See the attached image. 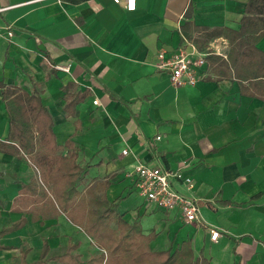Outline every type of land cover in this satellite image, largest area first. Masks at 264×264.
Here are the masks:
<instances>
[{
  "label": "crops",
  "instance_id": "1",
  "mask_svg": "<svg viewBox=\"0 0 264 264\" xmlns=\"http://www.w3.org/2000/svg\"><path fill=\"white\" fill-rule=\"evenodd\" d=\"M248 2L137 0L130 12L125 0H0V85L42 93L58 144L72 141L78 149L81 190L110 181L108 200L119 202L124 220L139 222L145 236L157 234L152 251L191 240L195 256L209 264H264V100L242 94L237 81H218L209 58L227 59L226 38L196 43L203 37L197 27L239 30ZM188 23L194 26L185 35ZM211 47L225 56L208 55ZM182 48L206 56V77L195 87L176 88L158 70L162 50L169 57ZM258 48L264 52V39ZM57 65H69L70 72ZM9 135L0 87V142ZM140 163L194 180L192 190L178 180L173 187L197 200L198 228L138 195L131 174ZM36 175L29 160L0 151V233L27 220L0 237V264H22L24 246L30 249L26 263L37 262L44 237L55 256L70 241L82 243L84 260L96 254L94 240L64 214L43 224L33 220L38 203L22 194V185ZM155 213L163 226L145 224ZM178 222L173 240L160 238ZM208 228L221 233L218 241Z\"/></svg>",
  "mask_w": 264,
  "mask_h": 264
},
{
  "label": "trees",
  "instance_id": "2",
  "mask_svg": "<svg viewBox=\"0 0 264 264\" xmlns=\"http://www.w3.org/2000/svg\"><path fill=\"white\" fill-rule=\"evenodd\" d=\"M186 15L191 16V10ZM193 26L186 24L184 34L188 35ZM196 29L203 32L196 42L199 47L220 37L230 42L226 60L209 58L218 81H237L242 94L264 100V52L258 48L264 39V0H249L239 30ZM0 87L10 126L9 139L0 142V151L29 160L36 169V178L22 185V194L34 197L38 203L32 211L33 220L43 224L64 214L70 222L82 227L100 249L84 260L79 253L82 243L70 241L63 254L50 257L52 249L44 237L41 257L33 264H209L195 256L191 240L177 249L169 246L163 251H152L149 243L157 234L145 236L139 222L130 225L124 220L119 202L108 200L110 181H95L81 190L85 170L78 163V149L72 141L64 146L58 144L54 120L43 104L42 93L29 94L3 84ZM13 210L20 212L15 207ZM26 222L22 218L4 228L0 237L23 228ZM29 250L22 248V264H27Z\"/></svg>",
  "mask_w": 264,
  "mask_h": 264
},
{
  "label": "built area",
  "instance_id": "3",
  "mask_svg": "<svg viewBox=\"0 0 264 264\" xmlns=\"http://www.w3.org/2000/svg\"><path fill=\"white\" fill-rule=\"evenodd\" d=\"M120 4L121 0H112ZM137 0H125L126 10L132 12L136 10ZM209 54L225 56L219 49L211 47ZM206 56L197 51L188 53L185 49L167 57V52L162 50L158 54V70L166 72L170 76L171 84L176 88L195 87L200 81L205 79L202 69L206 65ZM57 71L69 73L70 66L57 65ZM98 105V101L95 102ZM161 138L158 137V140ZM128 155V151L124 152ZM134 188L139 196L147 203L158 210L166 213L178 212L182 222L191 228H198L202 221L200 218V208L197 200L183 195L173 187V180L182 182L188 190L194 187V180L181 171H172L164 167H150L140 163L134 174ZM211 240L216 242L221 237V233L213 228H208Z\"/></svg>",
  "mask_w": 264,
  "mask_h": 264
},
{
  "label": "rangeland",
  "instance_id": "4",
  "mask_svg": "<svg viewBox=\"0 0 264 264\" xmlns=\"http://www.w3.org/2000/svg\"><path fill=\"white\" fill-rule=\"evenodd\" d=\"M66 216V215H65ZM159 216H161V215H159L158 213H155V214H152L151 215V217L149 216V217H146V219H148V222H146L145 224L146 225H155V224H157V225H160V226H163V222H161V217H159ZM67 217V216H66ZM68 219V218H67ZM72 223V222H71ZM73 224V223H72ZM73 225H75V224H73ZM75 226H77V225H75ZM179 226H180V224H179V222L178 223H171V224H169V227H167V228H165L164 229V232H163V235L160 237L161 239L162 238H164L165 237V239L166 238H171L172 240L174 239V236H175V231L177 230H179ZM77 227H80V226H77ZM81 229H82V231L86 234V232L84 231V229L82 228V227H80ZM148 228V227H147ZM152 228H153V226H152ZM181 228H182V230H181V232H185V233H187L188 232V227L187 226H181ZM187 228V229H186ZM168 232H170V234L168 233ZM87 235V234H86ZM88 236V235H87ZM89 237V236H88ZM89 238H91V237H89ZM92 239V238H91ZM94 240V239H93ZM94 243H92V245L94 246V247H96V252L95 253H97V252H99V248H97V244H96V242H95V240L93 241ZM50 256H55L54 254H50Z\"/></svg>",
  "mask_w": 264,
  "mask_h": 264
}]
</instances>
